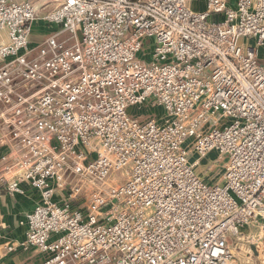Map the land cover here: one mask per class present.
Returning a JSON list of instances; mask_svg holds the SVG:
<instances>
[{
  "label": "built area",
  "instance_id": "1",
  "mask_svg": "<svg viewBox=\"0 0 264 264\" xmlns=\"http://www.w3.org/2000/svg\"><path fill=\"white\" fill-rule=\"evenodd\" d=\"M54 1L35 45L46 0H0V192L40 193L8 252L234 264L231 239L264 229V0ZM150 101L162 120L136 114ZM212 152L218 181L196 171Z\"/></svg>",
  "mask_w": 264,
  "mask_h": 264
},
{
  "label": "crops",
  "instance_id": "2",
  "mask_svg": "<svg viewBox=\"0 0 264 264\" xmlns=\"http://www.w3.org/2000/svg\"><path fill=\"white\" fill-rule=\"evenodd\" d=\"M196 8L203 9L204 1L199 0ZM201 6V7H200ZM34 28V27H33ZM37 38L32 31V39ZM40 39V38H37ZM8 40L7 32L0 31V43ZM246 43L253 44V39H245ZM260 59L264 61V46L259 49ZM213 153L209 154L212 156ZM217 154L215 163H219L223 168V157ZM208 157V156H207ZM206 157V158H207ZM201 160V163L206 161ZM3 162L0 161V175L2 173ZM205 165V164H204ZM216 164H211V168ZM205 169V168H204ZM198 173V172H197ZM199 172V174H202ZM204 175V173H203ZM206 180H213L207 174ZM202 176V175H201ZM13 173L6 174V178L11 179ZM40 193L36 189L28 188L25 194L10 193L7 191L0 192V264H39L43 256L40 251L36 248L24 251L20 250L17 252H8L7 246L11 243L18 242L25 238L27 231V214L32 211L35 205L39 202ZM234 264H239L238 260ZM264 264V262H263Z\"/></svg>",
  "mask_w": 264,
  "mask_h": 264
},
{
  "label": "rangeland",
  "instance_id": "3",
  "mask_svg": "<svg viewBox=\"0 0 264 264\" xmlns=\"http://www.w3.org/2000/svg\"><path fill=\"white\" fill-rule=\"evenodd\" d=\"M40 3H43L44 0H37ZM49 4L48 6L41 8L39 19L35 21L33 25V32L35 37L32 39V44H39L44 41L49 35L53 34L57 30H59V26L49 23L43 19V16L46 14L45 12L52 10L56 6V2L54 0H46ZM199 0H189V6L192 8H196L198 6ZM201 7V6H200ZM248 40V39H247ZM136 114L140 115L142 118H146L148 116H154L159 120H162L164 117V111L161 107L157 106L154 103L147 102L143 104L140 108L136 109ZM217 158V154L213 153L212 156H208L203 164L200 163L196 167V171L201 173L199 174L202 178H207V174H209L210 178L214 181H218L223 174L224 168L219 164L215 163V159ZM211 164H216L211 168ZM131 165H129L130 167ZM205 168V169H204ZM127 177L126 168L119 170L115 173L116 180L121 183L124 182ZM261 223L255 221L247 226H245L242 230L240 237L231 239V247L234 250V254L236 260H238L239 264H263L262 256L259 255L258 245L264 238V229H261ZM263 250V247H261Z\"/></svg>",
  "mask_w": 264,
  "mask_h": 264
}]
</instances>
